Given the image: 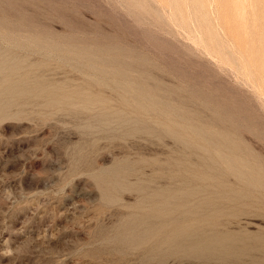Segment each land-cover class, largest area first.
<instances>
[{
    "label": "rangeland",
    "instance_id": "obj_1",
    "mask_svg": "<svg viewBox=\"0 0 264 264\" xmlns=\"http://www.w3.org/2000/svg\"><path fill=\"white\" fill-rule=\"evenodd\" d=\"M0 4L4 5L0 21L8 24L0 27V34L20 41L29 35L57 41L72 38L80 42L77 46L91 50L124 51L134 71L143 70L152 81L175 90L204 117L211 113L200 108L206 95L235 119L236 127L228 123L227 131L256 155L264 170V0H0ZM0 43V51L32 57L28 64L40 63L37 70L43 68L44 78L89 86L124 109L119 92L93 85L82 64L62 61L57 51L34 49L35 53L21 44ZM190 89L202 97L192 96ZM35 98H19L0 111V264H157L146 257L150 243L140 247L123 235V221L137 213L138 194L113 183L141 181L144 192L172 184L165 178L164 162L170 161L169 154L178 155L179 147L166 137L160 141L126 136L114 122L99 123L96 111L49 110L42 98ZM252 194L251 201L261 197ZM261 203L246 207L249 219L242 220V226L249 231L264 228ZM215 262L210 264H222ZM165 264L204 263L181 257Z\"/></svg>",
    "mask_w": 264,
    "mask_h": 264
},
{
    "label": "bare ground",
    "instance_id": "obj_2",
    "mask_svg": "<svg viewBox=\"0 0 264 264\" xmlns=\"http://www.w3.org/2000/svg\"><path fill=\"white\" fill-rule=\"evenodd\" d=\"M9 8L6 9L10 11ZM7 25V22L0 21L1 28ZM16 37L0 34V41L12 47L21 44L27 46V50L30 48L38 51L48 50V54L57 51L62 61L68 58L82 64L86 74L91 77V83L97 87H105L106 91L108 88L119 92V97L117 95L116 97L119 98L121 106L133 115L126 114L122 108H116L109 99L89 86L78 85L77 82L69 83L65 79V82L60 83L48 80L43 77L46 72H43V75L41 73L43 66L38 73L40 63L37 64L33 60L34 64H28L27 61L32 57L19 58L3 50L0 51V111L7 109L10 103L16 102L19 98H42L45 101V108L49 110L67 108L85 112L96 111L99 123L107 126L114 122L125 129L126 136L141 138L149 136L160 141L166 137L165 139H171L175 146L179 147L178 155L169 154L171 163L169 160L166 163L164 159L166 169L164 177L172 181V184L164 182L165 185L160 188L155 187L144 192L141 181L113 183L114 187L134 191L139 196L135 204L137 213L131 215L128 221H123L125 222L123 235L140 247L144 243H150L146 252L148 259L156 260L157 264H165L169 258L181 257L202 261L204 264H210V261L222 264H264V228L249 231L242 226L244 223L242 220L249 219L246 207L252 205L251 202L257 204L264 202V170L256 155L244 148L235 134L227 131L228 123L233 124L234 128L237 125L231 115L216 108L205 95L203 99L206 102H203L200 108L202 111L209 108L211 113L204 117L199 108L187 106L186 101L180 99L175 90L163 87L154 82L155 80L152 81L149 74H145L143 70L142 72L136 70L137 75L133 76L132 71H136L133 70V63L127 59L129 56L124 51L114 52L118 50L115 49L112 53L109 49L91 50L77 46L75 43L78 42L74 43L75 39L72 38H60L57 41L53 38L29 35L20 41V37V40ZM15 47L21 49L19 46ZM14 52L16 53V50ZM144 59L146 60V57ZM189 91L193 92L194 97H202L201 94H196L195 90ZM211 125H215V129H212ZM156 160L160 163L158 158ZM169 164H173V169H167ZM254 192H258L261 197H255L256 200L251 201Z\"/></svg>",
    "mask_w": 264,
    "mask_h": 264
}]
</instances>
